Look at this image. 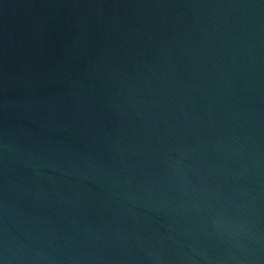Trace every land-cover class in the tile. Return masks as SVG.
<instances>
[{"label":"water","instance_id":"obj_1","mask_svg":"<svg viewBox=\"0 0 264 264\" xmlns=\"http://www.w3.org/2000/svg\"><path fill=\"white\" fill-rule=\"evenodd\" d=\"M0 264H264V0H0Z\"/></svg>","mask_w":264,"mask_h":264}]
</instances>
